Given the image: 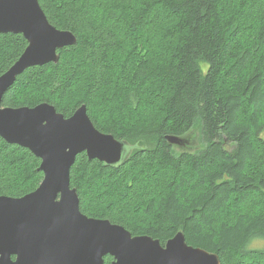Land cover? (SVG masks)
Instances as JSON below:
<instances>
[{"label": "trees", "instance_id": "obj_1", "mask_svg": "<svg viewBox=\"0 0 264 264\" xmlns=\"http://www.w3.org/2000/svg\"><path fill=\"white\" fill-rule=\"evenodd\" d=\"M39 2L77 43L20 75L2 106L49 103L69 118L86 105L98 130L132 148L116 167L77 157L82 213L162 245L182 232L221 264H264V0ZM27 46L0 35V76ZM199 122L205 149L176 154L170 139ZM40 166L0 137V197L34 192Z\"/></svg>", "mask_w": 264, "mask_h": 264}, {"label": "water", "instance_id": "obj_2", "mask_svg": "<svg viewBox=\"0 0 264 264\" xmlns=\"http://www.w3.org/2000/svg\"><path fill=\"white\" fill-rule=\"evenodd\" d=\"M22 35L28 46L0 76V137L30 150L41 160L40 186L22 198L0 197V264H221L217 254L190 246L184 233L162 245L149 236H133L108 220L83 214L71 170L86 154L107 166L131 154L128 142L98 130L83 105L69 118L55 106L3 107L6 92L29 68L58 63L59 50L76 36L53 26L39 0H0V35ZM171 143L180 144L177 138ZM15 257V259H13Z\"/></svg>", "mask_w": 264, "mask_h": 264}, {"label": "rangeland", "instance_id": "obj_3", "mask_svg": "<svg viewBox=\"0 0 264 264\" xmlns=\"http://www.w3.org/2000/svg\"><path fill=\"white\" fill-rule=\"evenodd\" d=\"M177 139L180 140V144L172 143L174 146L177 145L176 147H178L174 149L176 154H196L199 151L204 150L206 146L203 140V127L201 122L196 123L187 135ZM262 247V243L253 242L248 249H260Z\"/></svg>", "mask_w": 264, "mask_h": 264}, {"label": "snow or ice", "instance_id": "obj_4", "mask_svg": "<svg viewBox=\"0 0 264 264\" xmlns=\"http://www.w3.org/2000/svg\"><path fill=\"white\" fill-rule=\"evenodd\" d=\"M189 264H195V261H191V262H189Z\"/></svg>", "mask_w": 264, "mask_h": 264}, {"label": "flooded vegetation", "instance_id": "obj_5", "mask_svg": "<svg viewBox=\"0 0 264 264\" xmlns=\"http://www.w3.org/2000/svg\"><path fill=\"white\" fill-rule=\"evenodd\" d=\"M13 259H15V257H13Z\"/></svg>", "mask_w": 264, "mask_h": 264}]
</instances>
